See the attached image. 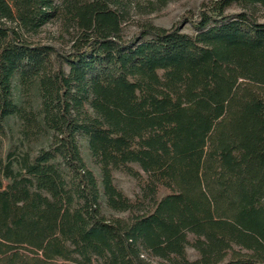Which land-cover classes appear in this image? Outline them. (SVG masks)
<instances>
[{
	"label": "trees",
	"instance_id": "16d2710c",
	"mask_svg": "<svg viewBox=\"0 0 264 264\" xmlns=\"http://www.w3.org/2000/svg\"><path fill=\"white\" fill-rule=\"evenodd\" d=\"M171 1L0 0V264H264V0Z\"/></svg>",
	"mask_w": 264,
	"mask_h": 264
},
{
	"label": "rangeland",
	"instance_id": "374dc122",
	"mask_svg": "<svg viewBox=\"0 0 264 264\" xmlns=\"http://www.w3.org/2000/svg\"><path fill=\"white\" fill-rule=\"evenodd\" d=\"M203 1L207 0H173L159 11L149 14L148 18L151 19L154 24L158 26L170 27L173 23L179 21L183 15L195 13L199 8L201 2ZM131 23L132 19L129 20V22H127L126 24L127 34L131 33L134 29ZM183 30L185 32L193 31L189 23L184 24ZM56 36L57 34L55 27L49 26L45 30L41 31L36 36V38L40 40L42 39L43 41L58 42V40L55 39ZM13 91L15 95L18 94V85L16 80H14L13 83ZM6 129L7 136L3 140V154H10V158L13 161V167L14 169H17L18 165L16 161L20 154H22L26 150V142L22 139V136L20 135L19 125L15 118H11L7 121ZM83 157L85 159L86 164L94 171L95 175L99 177V168L91 161L88 152L85 148V145L83 146ZM113 175L116 186L121 189L125 195L133 197L138 192L139 188L134 178L122 171H115ZM6 182L7 181L4 180L3 185H5ZM187 253L190 258H193L194 251L191 248L187 249Z\"/></svg>",
	"mask_w": 264,
	"mask_h": 264
}]
</instances>
